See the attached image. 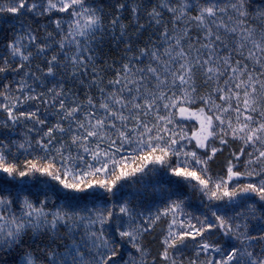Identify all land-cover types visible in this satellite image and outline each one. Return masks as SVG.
<instances>
[{"label":"snow or ice","instance_id":"1","mask_svg":"<svg viewBox=\"0 0 264 264\" xmlns=\"http://www.w3.org/2000/svg\"><path fill=\"white\" fill-rule=\"evenodd\" d=\"M0 264H264V0H0Z\"/></svg>","mask_w":264,"mask_h":264}]
</instances>
